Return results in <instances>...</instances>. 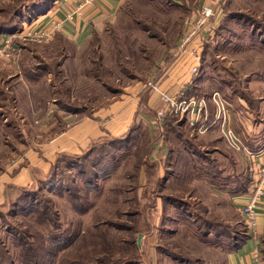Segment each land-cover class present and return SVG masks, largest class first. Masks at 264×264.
<instances>
[{
	"label": "rangeland",
	"instance_id": "1",
	"mask_svg": "<svg viewBox=\"0 0 264 264\" xmlns=\"http://www.w3.org/2000/svg\"><path fill=\"white\" fill-rule=\"evenodd\" d=\"M201 1L124 0L106 31L79 51L67 39L59 38L56 54L49 43L28 40L38 58L27 51L19 56L25 79L43 99L71 112L85 106L89 114L134 84L146 104ZM219 3L224 18L204 46L188 93L209 98L217 90L232 101L241 95L256 108L264 96V0ZM48 77L53 90L45 86ZM12 95L0 83V172L24 149V134L43 114L35 103L28 113L23 97L14 113ZM144 110V124H135L130 140L97 143L74 166L64 159L53 187L0 208V264H27L25 252L38 264H224L233 238L249 232L231 193L251 173L246 153L232 149L217 126L204 132L183 115L158 116L160 125L157 120L150 130L146 123L155 115L148 105ZM159 140L163 154L154 152ZM94 171L102 177L89 184ZM53 232L73 241L49 256Z\"/></svg>",
	"mask_w": 264,
	"mask_h": 264
},
{
	"label": "crops",
	"instance_id": "2",
	"mask_svg": "<svg viewBox=\"0 0 264 264\" xmlns=\"http://www.w3.org/2000/svg\"><path fill=\"white\" fill-rule=\"evenodd\" d=\"M81 1L53 0L42 3L39 12L25 9L19 21L22 22L21 28L20 25L19 27L0 28V45L7 38H11L20 47L19 56L27 51L34 55V58H38V55H35L38 53L34 54L32 49L26 45L28 42L20 39L17 34L27 29L53 28L59 23L60 26L55 29L53 37L46 41L49 43L47 45L53 49V53L56 54L60 48L59 38L69 40L76 51L88 47L94 36L106 31L108 25L116 19L124 0H98L76 11ZM221 1H201V4L211 5L215 10V15L209 21L208 27L202 31L203 34H208L209 28L215 29L224 18L223 7L219 3ZM178 45L179 43H174L172 47L170 46L169 51L176 50L174 55L177 57L159 78V87L172 95L181 90H187L191 84L194 76L192 72L193 54L203 51L204 41L200 35L194 37L184 49L180 50ZM61 48L64 50L63 47ZM19 59L22 62L0 57V83L4 85L7 92L13 94L16 103L13 107L14 113L21 111L20 101L23 97L28 113L33 112V103H35L38 107L43 105V114L33 120L29 133L24 134L25 147L14 158L13 161L16 162L5 163L0 172V208L15 202L25 189L35 187L39 182L47 179L59 159L83 155L94 144L124 136L132 125H143L146 117L145 106L148 105L152 109V115H155L147 120L146 124L150 130L152 126L156 129L157 124H154L157 120L158 125L161 123L158 119L161 104L158 93L149 91L145 102L147 105H142L140 101L143 99V94L140 84L128 86L120 96L121 98L93 109L89 114L64 110L56 99L46 98L45 100L40 95V90L33 91L30 88L22 71L23 58ZM48 78L45 86L53 90L55 84L50 81V77ZM233 98V101L228 100L231 104V123L246 145L249 144V147L258 149L264 144V96L262 94L259 99L258 114L261 118L257 121L252 117L253 112L248 101L239 96H233ZM20 116L21 120L26 118L24 115ZM160 141L154 152L158 151L163 154L165 146ZM262 163H264V154L253 158L247 157V165L251 168V172L257 170ZM248 196H233V200L240 207ZM256 219L257 233L255 235L249 233V237L241 246L228 251L224 264H257L256 251L262 255L260 249L264 238V198L256 208Z\"/></svg>",
	"mask_w": 264,
	"mask_h": 264
},
{
	"label": "built area",
	"instance_id": "3",
	"mask_svg": "<svg viewBox=\"0 0 264 264\" xmlns=\"http://www.w3.org/2000/svg\"><path fill=\"white\" fill-rule=\"evenodd\" d=\"M98 0H82L77 6L79 11L83 7L94 4ZM215 15L214 7L208 4H201L196 14L186 21L187 29L182 37L178 47L184 49L188 43L196 36H200L203 41L208 39L211 28L207 30L208 34H203L202 31L208 27L209 21ZM60 26L59 23L55 24L53 28H46L40 30L27 29L21 31L17 36L23 41H36L46 42L50 40L55 29ZM20 55V47L15 44L11 38H7L2 45H0V57L8 58L11 60H17ZM194 65L192 66V72L196 73L200 67L202 61V55L200 52L193 54ZM154 90L158 92L161 97L162 106L160 107L158 114L160 117L167 116L169 114L186 116L187 121L191 125L198 126L205 132L209 127L215 125L223 134V138L226 143L234 150L244 151L249 158L256 157L257 155L264 154V144L258 149H253L246 145L241 135L237 132L236 128L231 123V104L225 99L220 91H213L209 98L205 96H185V90L172 95L162 90L155 84ZM210 102L214 105L213 116L209 115ZM252 171V170H251ZM253 177L251 193L247 200L240 204V210L243 218L249 228L251 234L257 233V219L256 208L260 201L264 198V163H262L257 170L251 172ZM257 264H264L261 259L260 252L256 251Z\"/></svg>",
	"mask_w": 264,
	"mask_h": 264
},
{
	"label": "trees",
	"instance_id": "4",
	"mask_svg": "<svg viewBox=\"0 0 264 264\" xmlns=\"http://www.w3.org/2000/svg\"><path fill=\"white\" fill-rule=\"evenodd\" d=\"M6 0H2V2L0 3V28H12V27H19L20 28L22 26V22L20 21V17L22 15L23 12H25V9H31L35 12H39V7L41 6L42 3L44 2H52L53 0H12L11 2H7L4 3ZM216 29H213L208 35V39H206L204 41V46L205 44L212 38V36L215 34ZM62 39V38H61ZM203 46V49H204ZM202 49V50H203ZM204 51V50H203ZM202 55V52H201ZM59 65V63H57ZM201 66V65H200ZM199 71V70H198ZM192 84V82H191ZM191 84L188 86V89L191 88ZM188 89L185 90L184 95L189 97V93H188ZM239 97L242 98V96L240 95ZM244 100H246V98H243ZM247 101V100H246ZM257 101V100H256ZM259 103V100L257 101ZM256 102V108H253L252 104L250 103V101L248 100V104L250 105V108H253L254 111L256 112V114H258V104ZM83 110H80V112H87V107L83 106L82 107ZM252 110V109H251ZM253 112V111H252ZM91 113V112H90ZM134 126L132 125V127L130 128L129 132L127 134H125L124 136L118 137V138H114L113 140L115 141H119V143H123L126 142L128 140H130L132 138V132H134ZM97 144V143H96ZM95 145V144H94ZM93 147V146H92ZM91 147V149L83 154L80 155L78 157H64L63 159H59L57 161V163L54 164L50 174L47 176V179L42 180L41 182H39L35 187L29 188V189H25L21 196L12 203V205L14 204H18L21 201H23L24 199H26L27 197H29V195H32L31 193L36 192L37 189L39 188H43V187H53L54 184V180L57 177L58 174V169L60 168V164L64 163V159L68 158L71 159L73 161V166L76 165V163L78 164L79 162L82 161V159H86L89 158L90 155H92L93 153V148ZM253 149H255L254 147H251ZM93 150V151H92ZM94 178L93 179H89L88 183L91 184V182L99 179L100 177H102L101 173H99L98 171H94ZM252 180L253 177L251 176V173H248L247 176L245 177V183L244 185L238 187L236 189H233V191H231V193L233 194L232 196H238V195H249L251 193V186H252ZM249 233L248 232H244L241 236L238 237H234L233 241H231L232 245L230 246L231 249H236L237 247L241 246L246 239L249 237ZM49 241L51 243V246L48 248V255L49 256H53L54 254H59L61 251H63L67 246L72 244L73 241V235H68V233L66 235H61L57 234L55 232H53L52 234L50 233V238ZM261 259L264 263V238H263V245L261 247ZM25 257H26V263L27 264H38L35 263V260H33V258H31V256L29 255V253L27 254L25 252ZM50 261L52 260L51 257ZM48 258V259H49ZM11 264H14L13 261L9 262Z\"/></svg>",
	"mask_w": 264,
	"mask_h": 264
},
{
	"label": "water",
	"instance_id": "5",
	"mask_svg": "<svg viewBox=\"0 0 264 264\" xmlns=\"http://www.w3.org/2000/svg\"><path fill=\"white\" fill-rule=\"evenodd\" d=\"M141 236L138 237V244L140 245Z\"/></svg>",
	"mask_w": 264,
	"mask_h": 264
}]
</instances>
